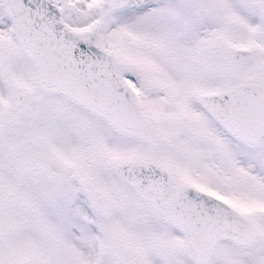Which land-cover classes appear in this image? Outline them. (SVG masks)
<instances>
[{"label":"snow or ice","instance_id":"1","mask_svg":"<svg viewBox=\"0 0 264 264\" xmlns=\"http://www.w3.org/2000/svg\"><path fill=\"white\" fill-rule=\"evenodd\" d=\"M0 264H264V0H0Z\"/></svg>","mask_w":264,"mask_h":264}]
</instances>
